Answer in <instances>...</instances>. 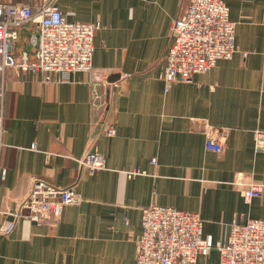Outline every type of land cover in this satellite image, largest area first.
<instances>
[{
    "label": "crops",
    "instance_id": "1",
    "mask_svg": "<svg viewBox=\"0 0 264 264\" xmlns=\"http://www.w3.org/2000/svg\"><path fill=\"white\" fill-rule=\"evenodd\" d=\"M0 2L52 3L71 21L99 25L89 72L52 83L17 67L0 74V227L15 221L0 234V264H136L141 210L151 203L199 213L216 240L233 222L264 219V147L255 144L258 133L264 144V0H224L236 23L233 56L167 91L160 73L187 0ZM34 31L22 25L14 53L33 57ZM87 150L103 168L78 163ZM240 178L263 184L249 203ZM36 180L74 185L79 201L54 222L31 221L19 207ZM197 264H218V252Z\"/></svg>",
    "mask_w": 264,
    "mask_h": 264
},
{
    "label": "built area",
    "instance_id": "2",
    "mask_svg": "<svg viewBox=\"0 0 264 264\" xmlns=\"http://www.w3.org/2000/svg\"><path fill=\"white\" fill-rule=\"evenodd\" d=\"M26 23L35 26L29 38L33 57L26 49L20 55L14 53L18 28ZM98 28V23L69 20L68 13L52 3L33 9L27 4L0 2V74L5 67H17L40 74L44 82L52 83L59 73L89 72ZM235 28L224 0H187L173 22L172 41L160 73L165 90L175 82L190 81L194 75L208 71L219 59L231 58L236 50ZM3 98L4 87L0 85V148L4 135ZM114 133L115 129L107 132ZM262 136L256 134L260 147H264ZM206 147L220 150L219 143L210 137ZM97 154L86 153L78 162L90 171L101 169L104 159ZM136 173L138 170L131 171ZM237 183L244 186L242 197L246 203L263 190L259 182L243 183L240 178ZM56 196L58 200L51 199ZM79 198L74 185L58 188L36 180L19 212L27 211L31 221L51 223L61 216L67 204L76 203ZM141 226L135 241L136 264H197L198 257L211 250L218 252V264H264V219L233 222L225 238L216 240L204 233L199 213L151 203L142 208ZM14 227V220L4 223L0 234H8Z\"/></svg>",
    "mask_w": 264,
    "mask_h": 264
},
{
    "label": "rangeland",
    "instance_id": "3",
    "mask_svg": "<svg viewBox=\"0 0 264 264\" xmlns=\"http://www.w3.org/2000/svg\"><path fill=\"white\" fill-rule=\"evenodd\" d=\"M217 61H218V60H217ZM191 80H192V79H191ZM110 129H114V128H113L112 126H110V127H108V128L106 129V132H108V130H110ZM258 139L261 140L262 138L259 137ZM215 141H216V140H215ZM255 144H256V148H258V149H261V148H262V147H260L261 145L258 146L256 140H255ZM90 152H92V151H91V150H87V151L84 153V155H83L82 157H80L78 160H83V158L85 157L86 153H90ZM97 155H99V153H98ZM78 163H79V162H78ZM81 165H82V164H81ZM83 166H84V165H83ZM26 197H27V196H26ZM26 197H25V198H26ZM25 198H24V199H25ZM24 199H23V200H24ZM23 200H22V201H23ZM22 201H21V202H22ZM20 204H21V203H20ZM141 211H142V210H141Z\"/></svg>",
    "mask_w": 264,
    "mask_h": 264
},
{
    "label": "trees",
    "instance_id": "4",
    "mask_svg": "<svg viewBox=\"0 0 264 264\" xmlns=\"http://www.w3.org/2000/svg\"><path fill=\"white\" fill-rule=\"evenodd\" d=\"M21 27H22V25H21ZM21 27H19V28H18V33H19V31H20ZM31 46H32V45H31Z\"/></svg>",
    "mask_w": 264,
    "mask_h": 264
}]
</instances>
